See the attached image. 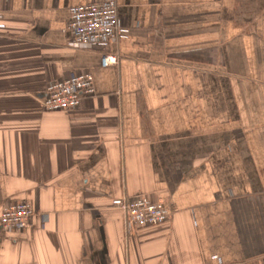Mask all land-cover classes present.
<instances>
[{"label": "crops", "instance_id": "crops-1", "mask_svg": "<svg viewBox=\"0 0 264 264\" xmlns=\"http://www.w3.org/2000/svg\"><path fill=\"white\" fill-rule=\"evenodd\" d=\"M100 1L0 0V212L34 213L0 264H264V0H114L125 37L69 47ZM84 73L93 97L43 108ZM137 197L169 220L127 234Z\"/></svg>", "mask_w": 264, "mask_h": 264}, {"label": "built area", "instance_id": "built-area-1", "mask_svg": "<svg viewBox=\"0 0 264 264\" xmlns=\"http://www.w3.org/2000/svg\"><path fill=\"white\" fill-rule=\"evenodd\" d=\"M67 30L68 46L74 49H107L124 38L127 30L119 25L114 0H102L70 7ZM117 64V58L103 54L101 65ZM95 88L89 73L73 75L67 80L51 83L46 88L42 106L46 111H74L83 98L93 97ZM124 215L127 234L141 228L155 227L169 220V208L163 203H151L145 197L116 199L112 202ZM33 210L26 203L5 206L0 212V229L21 232L29 225Z\"/></svg>", "mask_w": 264, "mask_h": 264}]
</instances>
